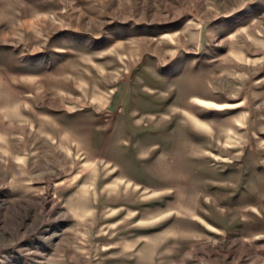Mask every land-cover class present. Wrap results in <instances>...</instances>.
<instances>
[{"label":"rangeland","instance_id":"1","mask_svg":"<svg viewBox=\"0 0 264 264\" xmlns=\"http://www.w3.org/2000/svg\"><path fill=\"white\" fill-rule=\"evenodd\" d=\"M0 264H264V0H0Z\"/></svg>","mask_w":264,"mask_h":264},{"label":"crops","instance_id":"2","mask_svg":"<svg viewBox=\"0 0 264 264\" xmlns=\"http://www.w3.org/2000/svg\"><path fill=\"white\" fill-rule=\"evenodd\" d=\"M203 98V97H202Z\"/></svg>","mask_w":264,"mask_h":264}]
</instances>
